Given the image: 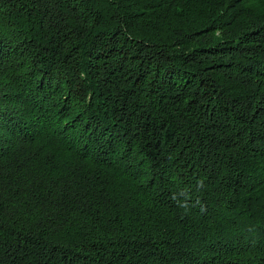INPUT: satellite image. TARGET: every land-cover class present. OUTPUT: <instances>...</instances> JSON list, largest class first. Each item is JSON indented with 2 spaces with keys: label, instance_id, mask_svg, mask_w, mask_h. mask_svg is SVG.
Instances as JSON below:
<instances>
[{
  "label": "trees",
  "instance_id": "1",
  "mask_svg": "<svg viewBox=\"0 0 264 264\" xmlns=\"http://www.w3.org/2000/svg\"><path fill=\"white\" fill-rule=\"evenodd\" d=\"M0 264H264V0H0Z\"/></svg>",
  "mask_w": 264,
  "mask_h": 264
},
{
  "label": "clouds",
  "instance_id": "2",
  "mask_svg": "<svg viewBox=\"0 0 264 264\" xmlns=\"http://www.w3.org/2000/svg\"><path fill=\"white\" fill-rule=\"evenodd\" d=\"M185 205H182V207H184Z\"/></svg>",
  "mask_w": 264,
  "mask_h": 264
}]
</instances>
